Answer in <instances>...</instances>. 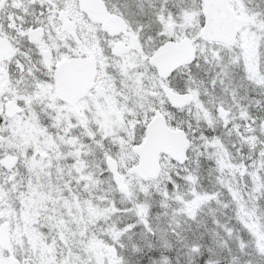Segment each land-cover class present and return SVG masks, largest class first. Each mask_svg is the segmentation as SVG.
<instances>
[{"label": "snow or ice", "instance_id": "6c2138e0", "mask_svg": "<svg viewBox=\"0 0 264 264\" xmlns=\"http://www.w3.org/2000/svg\"><path fill=\"white\" fill-rule=\"evenodd\" d=\"M0 264H264V0H0Z\"/></svg>", "mask_w": 264, "mask_h": 264}]
</instances>
